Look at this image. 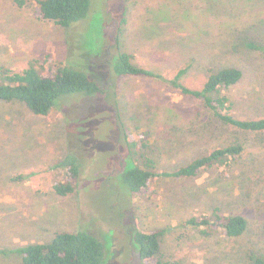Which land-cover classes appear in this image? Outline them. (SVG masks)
<instances>
[{"label":"rangeland","instance_id":"374dc122","mask_svg":"<svg viewBox=\"0 0 264 264\" xmlns=\"http://www.w3.org/2000/svg\"><path fill=\"white\" fill-rule=\"evenodd\" d=\"M17 1L0 0V66L21 74L72 64L102 92L62 97L48 116L0 102V264H23L19 248L78 231L105 244L103 264H141L134 235L152 231L163 232L167 264L264 257V134L228 129L170 83L189 68L182 83L200 90L210 70L241 66L245 80L222 93L238 118H264V53L247 47L264 42V0H91L89 17L70 28L37 20L34 0ZM120 53L154 76L116 77L109 60ZM237 141L246 153L231 166L195 178L160 175L141 194L123 184V172L145 158L171 174ZM69 155L80 165L79 186L63 197L54 186L66 181L58 165ZM215 211L243 216L247 231L230 239L181 225Z\"/></svg>","mask_w":264,"mask_h":264},{"label":"trees","instance_id":"16d2710c","mask_svg":"<svg viewBox=\"0 0 264 264\" xmlns=\"http://www.w3.org/2000/svg\"><path fill=\"white\" fill-rule=\"evenodd\" d=\"M34 1L37 20L50 21L63 28H70L90 15L91 0ZM17 2L23 5L22 0ZM247 47L251 52L264 53V42L259 38L251 40ZM109 67L116 77L154 76L151 71L136 66L132 56L126 53H120L116 58L110 59ZM189 70V68L180 70L170 82L181 94L200 101L203 107L211 111L219 123L228 129L245 134H264V118H238L234 114V102L228 95L222 93L245 80V71L241 66L210 70L209 77L200 90L191 89L182 83L183 77L189 73ZM100 92L102 87L84 70L72 64H63L55 72L42 73L33 66L21 74L0 66V102L22 103L35 115L48 116L62 97L76 94L96 95ZM136 146V144L131 145L132 148ZM245 153L244 144L237 141L216 148L171 174L159 173L153 159L145 158L142 164L123 172L122 180L129 193L141 194L157 176L195 178L202 171L236 164ZM61 164L67 168L66 181L55 185L54 190L58 195L65 197L78 189L80 165L73 155H69L66 161L58 166ZM18 179L23 180L21 177ZM181 225L189 229L201 230L206 236L211 235L209 230L220 232L230 239L242 237L248 229V221L243 216L223 215L218 211L211 215L191 217ZM162 234V231L135 233L134 240L139 248L141 264H167L160 258ZM17 252L22 256L23 264H103L106 246L96 236L86 231L62 232L55 234L51 242L31 244L19 248ZM252 260L254 264H264V257H253Z\"/></svg>","mask_w":264,"mask_h":264}]
</instances>
